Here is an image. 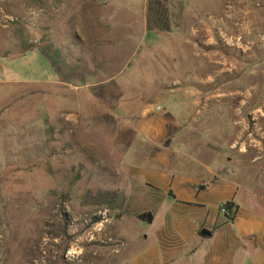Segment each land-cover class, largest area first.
<instances>
[{
	"label": "rangeland",
	"instance_id": "obj_1",
	"mask_svg": "<svg viewBox=\"0 0 264 264\" xmlns=\"http://www.w3.org/2000/svg\"><path fill=\"white\" fill-rule=\"evenodd\" d=\"M172 97H192L200 147L176 173L222 171L263 208L264 0H0V264L145 254L120 131Z\"/></svg>",
	"mask_w": 264,
	"mask_h": 264
},
{
	"label": "crops",
	"instance_id": "obj_2",
	"mask_svg": "<svg viewBox=\"0 0 264 264\" xmlns=\"http://www.w3.org/2000/svg\"><path fill=\"white\" fill-rule=\"evenodd\" d=\"M62 84L70 97H81L85 88L66 79ZM191 98L172 97L182 106L179 110H158L151 100L140 106L134 122L127 120L121 126L118 149L125 157L131 153L128 193L123 197L130 199L138 215L152 216L150 233L144 237L151 247L132 264H171L181 258L191 264H230L233 260L245 264L248 259L252 264H264V217L257 213L264 207L258 198L222 171L201 179L176 173L178 168L198 161L190 155L192 148L200 150L199 131L184 125L193 114L194 102H188ZM129 108L123 105L126 112ZM227 203H233L236 211L232 221L220 212ZM204 229L211 236L202 235Z\"/></svg>",
	"mask_w": 264,
	"mask_h": 264
},
{
	"label": "trees",
	"instance_id": "obj_3",
	"mask_svg": "<svg viewBox=\"0 0 264 264\" xmlns=\"http://www.w3.org/2000/svg\"><path fill=\"white\" fill-rule=\"evenodd\" d=\"M226 208L233 214V217L235 215V212H233V209H234V205L233 203H227L225 204ZM233 217L230 219V221L233 220ZM137 218L140 220V221H145L147 223H151L152 221V216L151 214H142V215H138Z\"/></svg>",
	"mask_w": 264,
	"mask_h": 264
},
{
	"label": "built area",
	"instance_id": "obj_4",
	"mask_svg": "<svg viewBox=\"0 0 264 264\" xmlns=\"http://www.w3.org/2000/svg\"><path fill=\"white\" fill-rule=\"evenodd\" d=\"M221 214H223L229 221L233 217V214L226 208V206H223L220 209Z\"/></svg>",
	"mask_w": 264,
	"mask_h": 264
},
{
	"label": "water",
	"instance_id": "obj_5",
	"mask_svg": "<svg viewBox=\"0 0 264 264\" xmlns=\"http://www.w3.org/2000/svg\"><path fill=\"white\" fill-rule=\"evenodd\" d=\"M201 234L204 235V236H208V237L211 236V232L209 230H207V229L202 230Z\"/></svg>",
	"mask_w": 264,
	"mask_h": 264
},
{
	"label": "bare ground",
	"instance_id": "obj_6",
	"mask_svg": "<svg viewBox=\"0 0 264 264\" xmlns=\"http://www.w3.org/2000/svg\"><path fill=\"white\" fill-rule=\"evenodd\" d=\"M35 251H37V250H35ZM37 255V254H36ZM36 255H35V257H36Z\"/></svg>",
	"mask_w": 264,
	"mask_h": 264
}]
</instances>
